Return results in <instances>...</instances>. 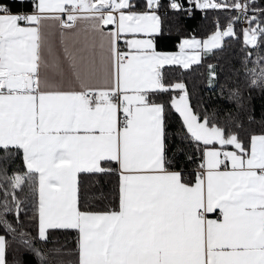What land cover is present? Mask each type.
<instances>
[{"label":"snow or ice","instance_id":"obj_1","mask_svg":"<svg viewBox=\"0 0 264 264\" xmlns=\"http://www.w3.org/2000/svg\"><path fill=\"white\" fill-rule=\"evenodd\" d=\"M257 90L264 0H0V264H264Z\"/></svg>","mask_w":264,"mask_h":264},{"label":"trees","instance_id":"obj_2","mask_svg":"<svg viewBox=\"0 0 264 264\" xmlns=\"http://www.w3.org/2000/svg\"><path fill=\"white\" fill-rule=\"evenodd\" d=\"M201 16L197 14L194 21H189V26L193 29H198V25L201 23ZM208 31L205 27L204 31L200 34L205 35ZM175 35V33H173ZM232 49L235 50V55L230 57L228 63L234 64L238 70L241 69V65L237 62L241 57L240 45L239 42L232 43ZM203 72V68L199 70ZM223 76L221 77V83H223ZM188 86L192 94L193 103L196 104L199 102L201 107L206 106L209 111L212 107L217 104L216 92L212 91L207 84L204 82L203 77L198 73H193L188 77ZM253 99L251 101V107L254 111V120L245 121V133L246 134H259L262 128H264V95H261L260 91L252 92ZM223 119V116L220 117ZM75 241V234L69 237V247H72V244Z\"/></svg>","mask_w":264,"mask_h":264},{"label":"crops","instance_id":"obj_3","mask_svg":"<svg viewBox=\"0 0 264 264\" xmlns=\"http://www.w3.org/2000/svg\"><path fill=\"white\" fill-rule=\"evenodd\" d=\"M55 39H56V40H57V42H58V39H59L58 35H57V37H56Z\"/></svg>","mask_w":264,"mask_h":264}]
</instances>
